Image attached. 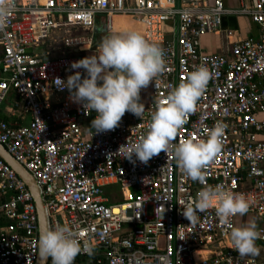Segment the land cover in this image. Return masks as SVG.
Instances as JSON below:
<instances>
[{
  "label": "built area",
  "instance_id": "obj_1",
  "mask_svg": "<svg viewBox=\"0 0 264 264\" xmlns=\"http://www.w3.org/2000/svg\"><path fill=\"white\" fill-rule=\"evenodd\" d=\"M226 14L248 16L259 36L231 40L229 56L204 52L202 37L220 33ZM98 15L106 31L115 30L117 18L133 19L141 35L163 49L166 63L159 86L152 81L142 102L143 118L127 112L119 127L103 133L91 128L96 112L85 115L54 81H66L77 71L70 70L73 61L96 52ZM56 32L63 33L55 51L61 54L47 45ZM201 64L211 79L174 143L206 140L216 121L226 125L220 152L203 169L206 183L246 196L247 213L261 219L256 242H264V0L236 9L222 0H14L0 29V107L14 93L29 121L0 118V144L32 176L47 229L68 223L80 231L82 244L93 246L74 264H103L105 258L106 264H264L234 250L215 208L197 212L196 223L183 216L180 204H194L205 185L183 174L173 152L147 164L124 158L126 149L119 152L146 131L155 100ZM110 185L119 187L122 201L109 202ZM38 237L32 194L0 158V264H35Z\"/></svg>",
  "mask_w": 264,
  "mask_h": 264
},
{
  "label": "clouds",
  "instance_id": "obj_2",
  "mask_svg": "<svg viewBox=\"0 0 264 264\" xmlns=\"http://www.w3.org/2000/svg\"><path fill=\"white\" fill-rule=\"evenodd\" d=\"M14 8V0H0V29L6 27L8 16ZM83 69L86 75L78 71ZM70 70H77L67 80L55 78L56 87L67 89L72 102L82 105L85 115L96 112L91 128L96 133L115 130L127 112L143 118L145 104L141 102V90L152 81L158 87V76L166 70L164 51L148 42L139 32L105 36L96 52L73 61ZM211 73L201 64L188 73L187 80L171 88L167 96L155 100V110L137 142L121 145L127 150L124 158L135 163L147 164L161 152L174 153L176 163L186 176L205 185L196 195L195 203L180 204L183 216L190 224L198 221L197 212L215 208L219 224L230 230V240L240 256L258 255L256 246L260 232L255 222L233 227L231 218L249 211V203L243 193H235L223 185H207L205 169L221 150V137L226 125L216 121L207 132V139L196 141L191 137L178 144V130L187 122L186 117L196 110L197 101L203 95ZM38 251L42 258H51V264H74L76 257L93 246L81 242L80 231L68 223L56 224L39 234Z\"/></svg>",
  "mask_w": 264,
  "mask_h": 264
},
{
  "label": "crops",
  "instance_id": "obj_3",
  "mask_svg": "<svg viewBox=\"0 0 264 264\" xmlns=\"http://www.w3.org/2000/svg\"><path fill=\"white\" fill-rule=\"evenodd\" d=\"M214 0H207L208 4H212ZM227 9H236L242 3L252 5L254 0H222ZM260 34L258 26L252 22L248 16H238L234 14H226L222 19V31L216 34H209L202 37L200 41L201 49L206 53H217L223 56L230 55L231 40L238 41L247 37L256 38ZM231 37V38H230ZM150 84L147 88L141 90V102L147 100ZM0 118L13 124H27L29 115L21 112L18 99L14 93H9L2 106L0 107ZM264 139V133L260 135ZM250 222H255L258 226L261 219L256 214L246 213L237 215L235 218L236 226H244ZM259 254L256 258L264 262V242H256Z\"/></svg>",
  "mask_w": 264,
  "mask_h": 264
},
{
  "label": "water",
  "instance_id": "obj_4",
  "mask_svg": "<svg viewBox=\"0 0 264 264\" xmlns=\"http://www.w3.org/2000/svg\"><path fill=\"white\" fill-rule=\"evenodd\" d=\"M0 158L9 165L15 173L23 180V182L26 184L28 189L30 190L35 207L37 212V221H38V232L39 234L43 231L47 230V224H46V217H45V211L43 207V203L41 201L40 195L38 193V189L35 185V182L32 178V176L26 171V169L17 162L4 148L2 144H0ZM131 249H129L130 251ZM107 263V259L105 258V261L103 264ZM35 264H49V258L45 259L42 258L39 254L37 255V259Z\"/></svg>",
  "mask_w": 264,
  "mask_h": 264
},
{
  "label": "rangeland",
  "instance_id": "obj_5",
  "mask_svg": "<svg viewBox=\"0 0 264 264\" xmlns=\"http://www.w3.org/2000/svg\"><path fill=\"white\" fill-rule=\"evenodd\" d=\"M114 29H115L114 31H116L117 33H126L129 31H136L141 34L140 27L137 25L135 21H133V19H131L128 16L125 18H121V19L117 18L115 21ZM62 35L63 33L56 32L52 35V38L47 41L48 47L52 50L54 54H61V52H55V51H60L61 49L60 39Z\"/></svg>",
  "mask_w": 264,
  "mask_h": 264
},
{
  "label": "trees",
  "instance_id": "obj_6",
  "mask_svg": "<svg viewBox=\"0 0 264 264\" xmlns=\"http://www.w3.org/2000/svg\"><path fill=\"white\" fill-rule=\"evenodd\" d=\"M122 34V33H117L116 31H106L104 24H103V15H98L96 17V23H95V30H94V37H95V42L96 43H101L102 39L110 34ZM88 55L83 54V57H86ZM106 191L108 193V195H111L110 197V203H116V202H120L123 200V197L121 195L120 189L118 186L115 185H110L106 187ZM76 260H81L79 258H76ZM49 264H51V259L49 261Z\"/></svg>",
  "mask_w": 264,
  "mask_h": 264
}]
</instances>
